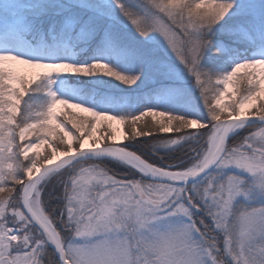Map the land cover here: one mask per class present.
<instances>
[{
    "label": "snow or ice",
    "instance_id": "snow-or-ice-1",
    "mask_svg": "<svg viewBox=\"0 0 264 264\" xmlns=\"http://www.w3.org/2000/svg\"><path fill=\"white\" fill-rule=\"evenodd\" d=\"M0 264H264V0H0Z\"/></svg>",
    "mask_w": 264,
    "mask_h": 264
},
{
    "label": "rangeland",
    "instance_id": "rangeland-1",
    "mask_svg": "<svg viewBox=\"0 0 264 264\" xmlns=\"http://www.w3.org/2000/svg\"><path fill=\"white\" fill-rule=\"evenodd\" d=\"M194 93L196 94L195 97L199 96V90L198 89H189L188 95L185 97V99L183 101L177 102L175 105H173L174 110L181 111V112H183V111H193L195 109V103H193V100L195 101V98L191 99L190 96L192 94H194ZM153 104L160 105L159 98H153ZM161 107H163V106H161ZM76 111L78 112V110H76ZM80 115H86V114H80ZM162 119L166 121L167 118H161L159 116H156L155 118H153L152 116H148L147 117V121L145 120V121L141 122V120H140L138 122V127H144L145 125L157 126L156 122L161 121ZM113 126L121 130V131H119L117 133V141L116 142L117 143L124 142L125 141V134H124L123 129L126 126L120 125V124H118L116 122H113ZM97 134H99V133H97ZM40 151H41V154L44 155L45 152H46V149L42 148Z\"/></svg>",
    "mask_w": 264,
    "mask_h": 264
},
{
    "label": "trees",
    "instance_id": "trees-1",
    "mask_svg": "<svg viewBox=\"0 0 264 264\" xmlns=\"http://www.w3.org/2000/svg\"><path fill=\"white\" fill-rule=\"evenodd\" d=\"M94 79V78H93ZM104 79H109V78H107V77H105ZM116 83H118V82H114V85L116 84ZM139 83V82H138ZM114 85H113V88L112 89H110V91H112L114 94L115 93H119L120 95H122V96H124V97H132V98H135V96L137 95L136 93H132L131 91H125V92H123V93H120V90L119 89H115L114 88ZM71 87H77L76 85H70ZM124 86H121V88H123ZM133 88H136V86L134 85L133 86ZM196 96V94L194 93V94H192L190 97H191V99L192 98H196L195 97ZM96 102L98 103V104H106L107 103V98H103V97H97L96 98ZM140 103H142V104H153V98L152 97H143L142 99H141V101H140ZM193 103H195V101L193 100ZM189 109V108H188ZM148 117V116H147ZM147 117H143L142 119H141V122L142 121H147ZM162 135H174V134H162ZM141 139H143V138H141Z\"/></svg>",
    "mask_w": 264,
    "mask_h": 264
}]
</instances>
